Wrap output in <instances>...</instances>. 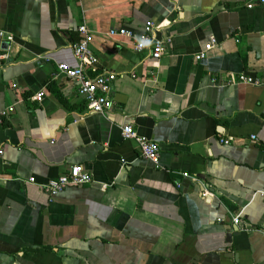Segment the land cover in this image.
Returning a JSON list of instances; mask_svg holds the SVG:
<instances>
[{
    "label": "crops",
    "instance_id": "1",
    "mask_svg": "<svg viewBox=\"0 0 264 264\" xmlns=\"http://www.w3.org/2000/svg\"><path fill=\"white\" fill-rule=\"evenodd\" d=\"M147 22L170 39L157 61L108 35ZM82 23L98 57L90 74H116L103 113L56 73L76 65ZM0 27L13 36L0 44V113L13 107L0 115V264H264V86L228 83L264 78L263 6L0 0ZM210 35L216 45L195 61ZM126 124L158 144L156 164L122 137ZM73 165L91 181L47 196L40 185Z\"/></svg>",
    "mask_w": 264,
    "mask_h": 264
},
{
    "label": "built area",
    "instance_id": "2",
    "mask_svg": "<svg viewBox=\"0 0 264 264\" xmlns=\"http://www.w3.org/2000/svg\"><path fill=\"white\" fill-rule=\"evenodd\" d=\"M255 6H263L264 0H245V7L252 9ZM158 26L152 22H147L143 25L141 31L127 29L125 27L111 28L108 30L110 37H123L131 41L132 48L136 52L148 50V54L153 61H157L166 51V45L170 42L169 38H161L155 35V30ZM78 37L71 44L72 53L76 60V65L71 67L65 63H59L56 66V73L63 74L75 84L78 96L84 101L86 108L94 113H103L113 105V100L110 96L111 83L115 80L116 74L111 70H102L101 72L90 74V71L98 64V57L91 49L92 32L85 23L77 27ZM13 42V36L0 27V44L1 42ZM217 43L216 38L210 35L203 47L193 54L195 61L204 59L209 50ZM7 57L0 47V60ZM132 78H138L136 74H131ZM229 84H245L252 86H264V78L248 75L243 72L237 73L234 79L228 81ZM33 99L41 102L43 92L39 91L34 94ZM13 111V107H8L0 113L1 116H7ZM122 137L124 139L133 138L137 143L139 151L145 159L157 163L159 157L158 144L151 139L139 136L134 131L131 124H126L122 127ZM252 140H256V136H251ZM229 138H219L220 143H229ZM185 177H191L187 173H183ZM194 181L197 178L191 177ZM29 182H34L35 178L30 177ZM91 181V176L81 165L70 166L67 172L47 180L41 184L42 190L49 197H54L62 192L68 186H80ZM201 195L208 198L210 195L205 188ZM258 195L264 197V189L258 192ZM232 222L236 225L241 223L240 217L235 215L232 217ZM246 230V227H243Z\"/></svg>",
    "mask_w": 264,
    "mask_h": 264
},
{
    "label": "water",
    "instance_id": "3",
    "mask_svg": "<svg viewBox=\"0 0 264 264\" xmlns=\"http://www.w3.org/2000/svg\"><path fill=\"white\" fill-rule=\"evenodd\" d=\"M232 228H233L234 231L232 233L227 234L226 237H225V241L227 243H230L231 239H232V236H234V235H236L238 233V229L236 227H232ZM222 249H224V248H222ZM230 255L231 254H228L229 257H230Z\"/></svg>",
    "mask_w": 264,
    "mask_h": 264
},
{
    "label": "trees",
    "instance_id": "4",
    "mask_svg": "<svg viewBox=\"0 0 264 264\" xmlns=\"http://www.w3.org/2000/svg\"><path fill=\"white\" fill-rule=\"evenodd\" d=\"M51 90L56 94L57 98L65 105L68 106L67 102L65 99L62 98V96L60 95V93H58L53 86L50 87Z\"/></svg>",
    "mask_w": 264,
    "mask_h": 264
}]
</instances>
